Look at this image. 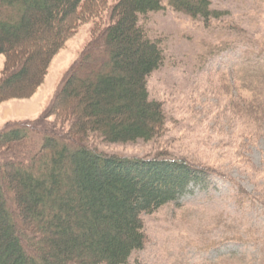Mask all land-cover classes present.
Here are the masks:
<instances>
[{
  "label": "trees",
  "instance_id": "trees-1",
  "mask_svg": "<svg viewBox=\"0 0 264 264\" xmlns=\"http://www.w3.org/2000/svg\"><path fill=\"white\" fill-rule=\"evenodd\" d=\"M108 1L0 0V55L6 56L0 99L28 96L79 24L102 12L108 19L105 26L95 23L52 99L59 130L39 119L0 131V151L7 152L0 157V264H125L145 246L143 215L177 201L209 174L161 153L121 157L90 145L147 142L164 125L161 104L146 88L163 54L139 17L164 5L204 22L220 14L209 0H110L106 9ZM23 77L26 91L18 86ZM251 91L254 110L264 115V101ZM33 133L41 143L30 149Z\"/></svg>",
  "mask_w": 264,
  "mask_h": 264
},
{
  "label": "rangeland",
  "instance_id": "rangeland-1",
  "mask_svg": "<svg viewBox=\"0 0 264 264\" xmlns=\"http://www.w3.org/2000/svg\"><path fill=\"white\" fill-rule=\"evenodd\" d=\"M209 2L220 15L207 22L165 5L139 17L163 54L162 65L146 79L149 98L165 117L159 134L147 142L90 145L121 157L161 153L209 171L177 201L143 215L145 246L125 264H264V115L254 110L251 91L264 101V0ZM97 21L107 25L106 13ZM97 21L78 25L28 96L0 99V131L39 119L44 128L59 130L52 99ZM5 61L1 54L0 76ZM28 66L31 72L36 63ZM28 83L23 77L18 86L26 91ZM41 137L29 135L27 147L37 148ZM0 152L3 159L7 152Z\"/></svg>",
  "mask_w": 264,
  "mask_h": 264
}]
</instances>
